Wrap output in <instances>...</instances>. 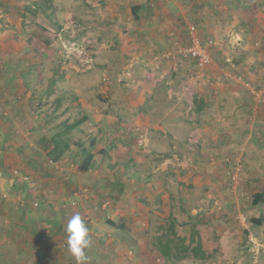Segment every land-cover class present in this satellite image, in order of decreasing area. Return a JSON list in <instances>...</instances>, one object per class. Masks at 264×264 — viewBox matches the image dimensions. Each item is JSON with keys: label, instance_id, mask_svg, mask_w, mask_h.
I'll return each mask as SVG.
<instances>
[{"label": "crops", "instance_id": "obj_1", "mask_svg": "<svg viewBox=\"0 0 264 264\" xmlns=\"http://www.w3.org/2000/svg\"><path fill=\"white\" fill-rule=\"evenodd\" d=\"M130 1L128 0L124 7L116 4L112 7L116 10L112 14L119 18L122 15L127 16L128 12L135 17L127 23L133 24L129 25V33L132 35L130 39L136 44L133 47L132 42L128 41L123 46L125 48H116V72L122 70V66L129 68L130 62L134 65L136 58L144 59L138 57L141 54L149 59V56L160 54L171 47L169 43L153 45L154 41L163 42L168 39L173 45L176 38L186 40L188 28L194 24L212 55L211 64L203 70L198 69L199 73H202L201 77L194 80L182 79L185 73L182 67H177V71H171L169 77L164 78L167 68H176L172 63L163 62L157 63L161 66L157 73L162 79L147 77L146 80H141L135 75L137 67L134 65L132 71L136 82L129 79L128 83L120 84L118 89L122 91L117 90L109 102L104 101L111 105L112 109L110 114H104L103 117L97 113L94 104L86 108L84 82L80 80L83 84L80 81L76 83V79L64 71H60V80L58 66L52 71V74L57 76H52L49 80H44L43 70L36 71L28 82H18L11 78L5 82L0 80V154L3 156V152L6 153L7 161L14 160L12 163L4 162L5 166L12 168L16 163H20L17 165L25 168L49 167L50 152L55 144H59L64 150L63 154L55 160L56 164H51L50 167L58 168L63 165L60 170L65 166L69 167L68 164L71 168L76 167L77 175L63 174L68 187L75 189L80 180L84 185L80 184L77 189L90 185L99 197L96 201H110L109 207L100 213L97 220L92 221L91 218L86 221L90 230L100 229L99 236L106 239V243L102 238L96 240V243L92 242L87 253L90 264H124L122 261H115L114 255L119 245L123 246L126 242L119 239L111 241L108 235L112 236L118 229L126 228L131 215L134 216V226H138L137 232L145 231L151 215L157 214L158 218L162 216V223L158 222L155 228L160 235L166 228L168 218H174L175 215L169 208L172 198L169 191L171 183L176 185L180 206L186 202L179 194L184 187H196L199 190L198 175L177 169L176 166H182L184 163L193 166L191 161L186 159L181 165V162L177 161L180 155L187 156L193 152L196 169L202 165L205 169L209 165H214L218 170L222 169L219 177L216 178L213 173L215 176L203 183L206 188L217 179H224L223 170L230 164L228 156L233 157L241 153L245 167L250 168L253 166L251 160L264 151V109L260 108L261 113L252 118V113L256 111L253 108L255 101L247 88V83L258 88L264 87V0H135L129 5ZM0 5L2 7V3ZM145 26L148 29H144ZM125 35L122 31L111 36V39L124 43ZM140 41H143L142 45ZM257 41H261V46H257ZM189 63L194 69L197 68L195 61ZM31 68L23 70L30 72L33 70ZM14 70L21 72L22 69L15 67ZM187 82L192 85L190 89L184 87ZM18 86H25L29 90L24 94ZM111 87L115 88L116 85L112 83ZM13 88L19 92L11 93L9 89ZM188 90H191L192 95L186 97ZM74 110L78 117L71 120ZM43 117L46 122V135L39 133L41 126L33 127L34 120ZM105 118L111 123L106 124ZM126 118H131L134 123H141L149 135V151L145 153L146 158L142 156L143 150L136 145L134 133H126L120 129V126L124 125L121 120ZM76 122L77 126H72ZM32 133H36V137L40 138L45 136L43 146L33 141ZM90 156L92 158H89ZM172 156L177 161L173 162V165L170 163L175 159ZM88 159L90 169L81 170L79 166ZM194 161L192 160L193 163ZM105 162L110 174L101 175ZM131 164L136 168L129 167ZM141 164L145 167V175H140L137 170V166ZM171 176L174 177V182L170 180ZM247 181L254 182V176L251 175ZM54 182L50 180V183ZM0 184L2 185V181ZM10 184L15 187L14 183ZM54 184L56 185V182ZM156 195H161L162 204L150 210L146 209L142 214V222L136 215L145 209L144 206L153 204L159 198ZM144 199H149L150 202L145 205L141 202ZM34 200L29 207L32 211L35 209ZM121 200L132 201L125 212L118 208V202ZM20 205L24 206L26 221L32 220L28 205L24 202ZM194 211L193 209L192 215ZM122 215L123 221H118L117 218ZM189 215L180 223L175 220L176 229L179 223L181 229L190 230ZM68 217L71 216L65 213L63 220L58 219L57 229L52 232L51 226H45L52 234L51 242L61 241L58 235L66 240L64 225ZM99 219H102L104 224L96 228L95 224ZM39 225L40 221H37L31 226L40 230ZM40 231L43 240L45 234L43 230ZM128 241L129 247H138L140 251L136 258L131 257L132 261L127 264H153L152 261L155 260H163L162 264H166L160 254L159 259L154 257L153 244L147 243L142 234L136 237V241ZM157 241V238L153 237L152 242ZM2 244L6 250L0 258L1 261L4 258L8 264H75V260L72 263L66 262V259H74L67 249L59 254L54 251V245L44 247L43 242L38 245L33 240L22 241V246L16 244L15 257H11L9 252L12 251L8 250L12 243L7 245L4 240ZM240 244L241 241L229 245L222 243L221 247L225 252L226 248H233L234 252H228L231 255L237 251L234 248H239ZM150 245L152 257L144 250ZM236 255L240 257L239 253Z\"/></svg>", "mask_w": 264, "mask_h": 264}, {"label": "rangeland", "instance_id": "obj_2", "mask_svg": "<svg viewBox=\"0 0 264 264\" xmlns=\"http://www.w3.org/2000/svg\"><path fill=\"white\" fill-rule=\"evenodd\" d=\"M36 1L39 2L42 0H0V4L2 3V7L0 5V80L2 82H5L8 78L18 82H28L36 71L42 70L44 73V80H49L52 76H57V74L53 75L52 71L58 66L60 80L62 77V72L60 71H64L66 74L70 73L72 78L76 79V83L80 80L84 82L83 84L80 81L86 86V93H84L87 100L86 108L94 104L95 110L98 111L97 113H100V117H103L104 114H110V109H112L111 105H108V103L104 101L109 102L110 98L113 94H116L117 90L120 92L122 91L118 89L120 88V84L128 83L129 79H134V82H136L134 72L141 80H146L147 77H149V79L158 77L159 80L160 78L162 79L161 75L157 73L158 68H161L157 63H163L164 61L161 59V56H159V58L154 57L157 54L149 56V59L145 58L146 55H139L138 57L146 60H139L136 58L134 65L137 67V70L134 72L132 71L134 65L130 64L131 62L129 63V68H124V66H122V70L118 73L116 72V67L118 65L116 62L118 61L116 48H125L123 46L128 41L132 42L133 47L134 44H136L131 40L132 35L130 36L129 33V30H131L129 25L133 24L127 23L131 22V20L133 21L135 17L131 15L130 12H128L127 16L122 15L121 18L112 14L116 12V10L112 8L114 4L124 7L128 0H46L49 8L44 11L41 8H34ZM133 1L135 0H131L129 5H131ZM155 5H157V1ZM28 6H30L32 10H36V12L28 11L26 9ZM144 29H148L147 26H145ZM122 31H125L123 33L126 34V41L124 43H122L121 40L111 39V36L122 33ZM183 41L187 42V40ZM257 42V46H261V41ZM165 43L167 45L169 43V46H171L167 50L173 47L172 42L168 39L163 42L159 40L154 41L153 45H164ZM140 44L142 45L143 41H140ZM98 51L99 53H97ZM123 51L125 52L126 50L124 49ZM177 58L178 57H175L165 61L170 64L172 63L176 69L167 68L164 78L169 77L168 75L171 71H177L180 67H182L185 73L182 75V79L194 80L197 79V77H201L202 73H199L200 69L198 70L197 66V68L194 69L192 65H189V62L193 61V59L184 58L180 61L176 60ZM15 67L22 69L21 72L14 70ZM27 67H32L31 69L33 70L24 72L23 69ZM114 71L115 74H113ZM150 72L153 75H151ZM79 77L81 79H79ZM202 81L204 80L202 79ZM112 83L116 85L115 88L111 87ZM191 86L192 85L188 84V82L184 84L186 89H190ZM17 88L25 92L24 94L29 90L25 86H18ZM9 90L11 93L13 91L19 92L16 88ZM260 90H264V87L259 86V89L256 91L261 92ZM190 92L191 90L187 92L185 96H191L192 94L190 95ZM252 97L255 101L253 102V108L256 109V111L252 113V118H255V115L257 116L261 113L260 108L264 109V102L257 103V98L253 95ZM0 111V117L2 118V109H0ZM75 117H78V115L74 110L72 111L71 120ZM105 121L106 124L111 123L109 120L107 121V118H105ZM115 122L114 120L113 123ZM122 122L124 125L120 126V129L126 133L130 131L134 133L136 145L143 150L142 156L146 158L147 156L145 153L149 151L147 150L149 135L144 130V127L141 123H134L131 118L122 119L121 123ZM45 123L44 117L38 118V120H34L33 127H37V125L41 126L39 133H45L46 135V129H44ZM137 125L142 129L145 135L144 145H139L136 140L137 135L133 131V128ZM179 131L180 129H178V132ZM36 136V133L31 134V137H34L33 141H36L37 145L43 146L42 141L45 139V136H41V138ZM11 140L13 141V139ZM3 154V156L0 154V171L3 172V178H0V183L2 181V185L0 184V255L5 253L6 248L2 247V242L5 240L7 245L12 243V245H9L8 251H12L9 253H11V257H15V251L17 250L16 244L20 247V245H23L20 244L22 241L36 240V237L32 233L34 226L31 225H33V223L30 219L26 221L24 217V206H21L20 203L24 202L29 208L34 199L39 201V206L34 207L35 209L33 211L29 208L28 211L30 215H36V218L40 221L39 229L43 230L44 233L45 229H47L45 226L47 225L51 226V232L56 230L58 219L63 220L65 213H68L69 216L80 213L84 218V213L85 210L89 208V203H79V205L74 207H71L69 204V197L73 195L74 190L78 191L80 188H77L80 184L84 185V182H80L79 180V183L75 185V189H71L68 187L67 180H64L65 176L63 174L68 173V175H77L76 167L71 168L70 164H68L69 167L65 166L63 170H60V168L63 167L62 165L58 168L54 167L56 171L54 168L50 167V163H48L50 164L49 167L45 168H38L36 166H34V168H25L17 165L20 163H16L15 167L8 168L5 166L4 162L12 163L14 160L7 161V159H5L6 153L3 152ZM9 154L13 155L12 153ZM172 158L175 157L172 156ZM184 159L188 160V162L191 161L193 166H191V164L188 166L187 163L183 164ZM194 159L193 152H190V154L188 153L187 156L180 155V159L178 158L177 161L181 162V165H183L176 167L179 170L184 169L198 175V179H200V191L196 187H184L183 191L179 192V194H181V198L184 197L186 202L180 206L176 185L175 183H171V190L169 191H171L170 194L172 198L169 203V208L172 209V213L175 214L173 216L179 223L180 221H185L188 214L191 215H189L191 219H194L196 215H198L199 219L196 227L202 230L204 234H208L207 237H205L206 244L209 247V251L211 253L213 252V256L204 264H264V225L255 227L252 226L249 220L251 217L258 216L261 211L264 212V204L255 206L251 202L252 196L256 191H264V151L259 152L257 157L251 160L253 166L250 168L245 167V162L241 153L233 157L228 156V162H230V164L223 170L224 179L221 181L217 179L214 184L206 188L203 183H205L207 179H211V177L215 176L213 173L216 174V178L219 177L222 169L218 170L214 165H209L207 169L202 165L196 169L195 167L197 165ZM175 161L176 158L170 163L173 165ZM104 165L105 167H102L103 172L101 175H105L106 173L110 174L109 169L106 168V162ZM130 166L132 169L136 168V166H132V164L129 165V167ZM137 167L140 175L146 174L144 171L145 167L142 166V164ZM13 170H17V174H13ZM202 175L206 177L203 178ZM251 175L252 177L254 176V182L250 183L247 180L251 178ZM25 177L29 179L26 180ZM170 178L169 179L174 182V177L171 176ZM50 180L55 181L56 185L54 184L55 182L50 183ZM31 181H36V188L30 187L29 183ZM10 183H14L15 187L11 186ZM89 186L90 185L83 187H87L92 190L93 193L97 194V192ZM5 194L7 197H4ZM156 196L159 198H157L153 204L149 203V199L141 201L145 205L149 203V205L144 206V210L142 209L139 211L140 214L136 215L142 222V214L146 209L150 210L162 204L161 195ZM97 199H99V197ZM188 199L191 200L188 201ZM107 200L109 199H105L102 203H100V201L96 202L101 205ZM113 201L115 202V200ZM131 202L130 200H121L118 202V208L125 212L129 208ZM165 202H167V199ZM107 208L92 213V221L93 219L94 221L95 219L97 220L100 213ZM193 209L195 210L193 214L195 216L191 214ZM211 211H213V213ZM134 213L136 212L134 211ZM156 215H151L150 223L146 225L145 231L137 232L138 226H134V216L131 215L126 228H123V230L121 228L118 229L112 236L111 234L108 235L111 237L109 238L111 241L119 239L126 242L123 246L119 245L117 253L114 255L115 261H122L124 264H127L129 261H132L131 257L136 258L140 249L134 246L129 247L128 240L133 239L136 241V237L140 234L143 235L147 243L153 244L155 251L154 257L159 259L160 255L155 249L156 243L152 241L153 237L155 239V236L159 235L155 228L158 222L162 223L163 217L159 216L160 218H158ZM122 217L124 216H119L117 218L118 221H123L124 218ZM30 218H32V216H30ZM171 219V217L170 219L168 218L166 228L169 223H171ZM96 223V228L104 224L102 219H99ZM179 223L177 225V231L181 236H184L189 232V229H181ZM199 227H205L206 229H200ZM141 229L143 230V226ZM165 229H163V231ZM51 232L46 234V240L43 239L41 242L44 243V247H48L49 244L54 245V251L62 254V250L66 251L67 249L66 240L62 239L61 235H58L57 237L58 239L60 238L61 241L51 242ZM99 232H101L100 229L95 230V228H93L91 230L92 242L95 241L94 243H96V240L102 238L106 243V239L103 236H99ZM20 238H22V240ZM237 241H241L242 244H240L239 248H234V250H237L234 254H228L230 250L234 252L233 248L228 247L225 252L221 247L222 243L229 245V243ZM144 250L151 256V245ZM238 253L240 257H237L236 254ZM224 256H226V258H224ZM14 259H12L13 262ZM73 261L74 259H69V261L66 259V262L72 263ZM163 262V260L152 261L153 264H162ZM4 263H7L5 259L2 258L1 261L0 258V264ZM90 263L91 262L88 261V264ZM179 263L198 264V261H194L189 257L180 260Z\"/></svg>", "mask_w": 264, "mask_h": 264}, {"label": "trees", "instance_id": "obj_3", "mask_svg": "<svg viewBox=\"0 0 264 264\" xmlns=\"http://www.w3.org/2000/svg\"><path fill=\"white\" fill-rule=\"evenodd\" d=\"M35 9L41 8L43 11L48 9L47 1H36ZM28 11H33L34 13L36 10H32L30 6L26 7ZM125 32V31H123ZM77 122L74 123L72 126H77ZM56 146L50 152V158L53 160H57L63 154V148L59 144H55ZM89 158H92L90 156ZM81 170H89L90 169V162L88 161L82 162L79 166ZM251 202L255 206H259L260 204H264V191H256L251 199ZM195 216V215H194ZM32 223L37 222L38 219L36 215H32ZM172 221L168 225V227L160 234L156 235L157 238L156 242V249L157 252L164 257L166 264H180L179 261L184 258L191 257L194 261H198V264L207 263L210 258L213 256L212 253L209 251V247L206 244L207 237L206 233L202 230L197 229L196 225L198 224V215L194 219L189 221L190 230L186 235L181 236L175 224V219L171 217ZM250 223L252 226L261 227L264 225V212L261 211L258 216L251 217ZM38 225V224H37ZM33 235L36 237V243L38 245L41 243V231L35 227L32 230ZM187 236V237H186ZM7 264V263H4Z\"/></svg>", "mask_w": 264, "mask_h": 264}, {"label": "built area", "instance_id": "obj_4", "mask_svg": "<svg viewBox=\"0 0 264 264\" xmlns=\"http://www.w3.org/2000/svg\"><path fill=\"white\" fill-rule=\"evenodd\" d=\"M186 40L187 42H184L183 40L176 38V40H174L173 42V47L170 50H166L160 54L155 55L154 57L159 58V56H161V59H163L164 62L175 57H178L176 60L180 61H182L184 58L193 59V61H195L196 63V66L200 70H203L209 64H211L212 55L210 54L206 43H204V41L202 40L199 29L196 27V25L192 24L189 26ZM247 86L251 94L257 98V103L264 102V90H260L261 92L256 91L259 88L251 85V83H247ZM133 131L137 135L136 140L138 141V144L144 145L145 135L142 129L137 125L133 128ZM49 161L53 165L56 164V161L51 158ZM17 172V170H13L12 173L17 174ZM0 178H3L2 171H0ZM25 179L28 180L29 178L25 177ZM29 185L31 188H36L37 186L36 181H31ZM4 197H7V195L5 194ZM97 198L98 195L93 193L92 190L87 187H83L78 191H75L73 195L69 197V204L71 205V207H74L79 205V203H89V208H87L84 213V219L86 221H90L92 218V213L105 209L110 204V201L107 200L103 204L99 205L96 202ZM33 206H39V201L35 200L33 202ZM211 212L213 213V211ZM46 230L43 237L44 240H46L47 238L46 234L50 233V231Z\"/></svg>", "mask_w": 264, "mask_h": 264}, {"label": "clouds", "instance_id": "obj_5", "mask_svg": "<svg viewBox=\"0 0 264 264\" xmlns=\"http://www.w3.org/2000/svg\"><path fill=\"white\" fill-rule=\"evenodd\" d=\"M67 251L76 264H88V250L92 245L91 230L80 213L73 214L64 225Z\"/></svg>", "mask_w": 264, "mask_h": 264}]
</instances>
